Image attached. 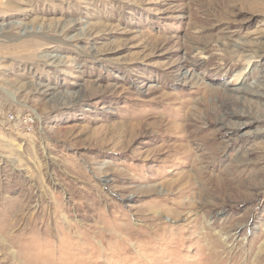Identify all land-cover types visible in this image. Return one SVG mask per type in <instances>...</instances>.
<instances>
[{
    "label": "rangeland",
    "instance_id": "374dc122",
    "mask_svg": "<svg viewBox=\"0 0 264 264\" xmlns=\"http://www.w3.org/2000/svg\"><path fill=\"white\" fill-rule=\"evenodd\" d=\"M0 264H264V0H0Z\"/></svg>",
    "mask_w": 264,
    "mask_h": 264
},
{
    "label": "built area",
    "instance_id": "2783aa9c",
    "mask_svg": "<svg viewBox=\"0 0 264 264\" xmlns=\"http://www.w3.org/2000/svg\"><path fill=\"white\" fill-rule=\"evenodd\" d=\"M5 117L9 122H16L17 124H19L21 127L25 128L28 131L34 129V123L36 121V118L33 117L31 114L23 116V118H21L15 112L9 111L5 114Z\"/></svg>",
    "mask_w": 264,
    "mask_h": 264
},
{
    "label": "bare ground",
    "instance_id": "6f19581e",
    "mask_svg": "<svg viewBox=\"0 0 264 264\" xmlns=\"http://www.w3.org/2000/svg\"><path fill=\"white\" fill-rule=\"evenodd\" d=\"M249 61V60H248ZM242 75V74H241ZM237 78H239V77H237Z\"/></svg>",
    "mask_w": 264,
    "mask_h": 264
}]
</instances>
